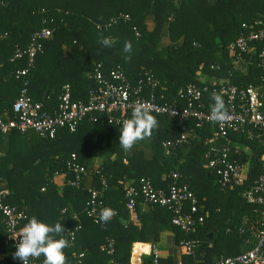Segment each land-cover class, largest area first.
Listing matches in <instances>:
<instances>
[{"label": "trees", "instance_id": "obj_1", "mask_svg": "<svg viewBox=\"0 0 264 264\" xmlns=\"http://www.w3.org/2000/svg\"><path fill=\"white\" fill-rule=\"evenodd\" d=\"M126 15L128 18H124ZM147 16L152 18L150 23L146 22ZM258 20L264 22V0H0V29L8 34L0 40V112L11 114L12 104L21 89V81L15 78L14 72L27 64L25 58L15 63L9 61L15 48H25L31 34L44 25L53 27L54 33L43 41V49L35 58L28 76V94L51 112L64 84L71 86L74 100L86 98L92 86L88 74L97 64H101L105 73L120 68L129 79L152 72L165 87L169 101L175 99L181 87L202 84L196 78L200 71L221 76L239 87L264 89V68L254 62L241 74L232 67L235 53L229 49L244 31L242 26ZM163 34L168 37L166 46L161 45ZM104 37L113 39L111 47L98 42ZM125 41L132 43L130 54L123 51ZM260 49L257 45L256 50ZM128 55L130 60H125ZM213 103L211 95H206L207 107L211 109ZM155 117L158 127L152 137L139 142L151 145L154 155L150 158L139 150L126 156L119 145L122 126L108 124L106 119L81 122L75 132L61 130L53 139L33 132L13 131L1 136L0 143L5 136H10V141L9 149L0 155V179L6 182L9 191L6 202L25 209L28 215L22 226L32 216L49 226L61 222L65 230L80 226L72 243L66 233L64 235L71 245L65 249L67 263L102 264L111 259L128 262L132 243L142 241L150 227L146 217L137 215L136 209L130 211L125 207L124 183L134 180L132 184L137 187L141 180H148L155 187H165L169 174L179 172L183 176L181 183H188L190 177L189 186L196 192L199 173L203 170L204 140L212 131L210 126L196 129L192 121L181 124L168 117ZM183 128H195L198 136L187 145V155L181 156L176 149V156L167 157L161 142L180 138ZM229 139L246 146L241 154L231 158L246 165V183L250 184L260 174L264 148L245 134L232 133ZM109 154L112 158L107 157ZM72 155L76 156L78 164L86 167H90L87 158L105 157L97 167L107 176L109 184L102 201L118 215L105 223L104 228L85 214L88 189L65 186L59 191L52 183L54 173L66 172V162ZM203 173L207 178V173ZM211 177L208 175L207 179L213 182ZM90 179L92 186L95 178ZM217 184L214 183L213 189L219 192ZM224 191L228 194L222 195V199L228 202L221 206L216 202L218 207L216 203L209 207V217L205 216V209L200 208L204 223L189 236L201 241L195 253L188 256L192 262L203 257L196 264H213L212 260L205 262V256L219 258L225 253V240L230 243L233 240L236 249L225 256L240 254L252 246L244 245L243 236L233 228L241 224L244 215L249 217V224L257 227L262 219V208L246 203L241 188ZM68 203L78 221L67 209ZM131 214L137 215L138 225ZM153 214L170 221V214L164 208L155 207ZM227 228L233 231L227 232ZM177 231L179 241L183 235ZM209 233L216 237L211 248ZM5 237L0 211V249L6 253L0 264H16L8 260L9 246ZM107 238L114 241L112 256L104 250ZM80 254L82 258L78 257ZM43 259L39 258L36 264H43ZM146 263L150 264L149 258Z\"/></svg>", "mask_w": 264, "mask_h": 264}, {"label": "built area", "instance_id": "obj_2", "mask_svg": "<svg viewBox=\"0 0 264 264\" xmlns=\"http://www.w3.org/2000/svg\"><path fill=\"white\" fill-rule=\"evenodd\" d=\"M43 23L46 24L47 21L43 20ZM242 28V34L229 45V49L235 53L233 64L245 67L255 62L258 67L264 68V22L258 20L251 25L244 24ZM53 33V27L44 25L31 34L25 48H15L9 61L15 63L25 58L27 64L14 72L15 78L21 81V89L12 104L11 114L0 112V137L15 131L20 134L33 132L42 138L53 139L61 130L73 133L81 122H96L100 119H106L108 124L122 126L124 120L131 118L134 108L141 104L146 105L154 116L168 117L181 124L192 121L196 129L210 126L212 131L204 140L206 150L202 157L203 168L217 177L221 190L241 188V196L246 203L262 208V219L257 227L254 225L236 229L240 235L249 237L245 239V244L252 246L240 254L222 257L213 264H264V155L261 157L259 176L247 184L243 165L236 158H231L241 154L242 148L239 147L240 143L233 144L229 139L232 133L245 134L249 140L264 148V93L253 86L239 87L228 81L219 84L190 83L178 89L175 99L169 101L165 87L152 72L146 71L135 79H129L120 68L105 73L101 64H97L88 74L92 86L86 98L74 100L71 86L64 84L56 106L49 112L42 102L34 101L29 96L28 76L34 68L37 54L43 49V41L51 38ZM7 35L0 29V40ZM136 35L139 33L136 32ZM257 45L261 46L260 50H256ZM214 92L223 97L229 110V119L222 124L209 119L210 108L206 104V95ZM186 143L188 140L180 137L162 141L161 147L167 153ZM60 174L68 177L67 186L75 188H81L84 178H95L93 185L88 188L85 214L104 228L105 223L99 221V215L103 208H109L102 201L109 190L107 176L100 168L78 164L75 155L67 160L66 172ZM168 179L165 187H155L148 180H141L137 187L129 182L125 185V207L135 211L137 204L141 202L147 206L166 209L170 214L171 225L183 235L178 241L180 251L183 255L191 256L201 246V241L189 236L196 233L197 226L203 225L204 217L199 214L200 204L189 184L181 183V174L171 172ZM2 186L3 181L0 179V211L5 228V243L9 246L8 260L22 264L13 259V253L19 243L22 223L27 220L28 215L25 209L6 202L9 191ZM74 219L78 221V218ZM79 227L65 230L71 243ZM232 231L233 229L227 228V232ZM106 241L104 250L107 255L112 256L114 241L110 238ZM143 255L150 257V264H159L155 248L148 254L141 251L135 258L130 255L126 263L111 259L103 264H147ZM82 256L78 255L79 258ZM38 260H30L29 264H36Z\"/></svg>", "mask_w": 264, "mask_h": 264}, {"label": "crops", "instance_id": "obj_3", "mask_svg": "<svg viewBox=\"0 0 264 264\" xmlns=\"http://www.w3.org/2000/svg\"><path fill=\"white\" fill-rule=\"evenodd\" d=\"M149 19L151 22L152 18L147 16L146 22H148ZM161 42H162V44H161L162 46H166L168 44V37L166 36V34H163ZM250 66H253V65H247L245 67L236 66L234 64L232 65V67L234 69H236L237 71H239L241 74H244L245 72H247ZM196 78L200 82L206 83V84H219L221 82L226 81L221 76L210 75L207 72H203V71L198 72L196 74ZM256 89L259 90L260 92L264 93V89H261V88H256ZM197 136L198 135H197V131L195 128H183L181 130L180 137H183L186 140H188V143L185 144L186 146L183 145L182 147L177 148V149H179L181 156H185L188 154L189 147L187 145H189L190 142L192 140H194ZM207 137L208 136H206V138ZM9 141H10V136H5L4 139L1 141V143H0V155L5 153L7 151V149H9ZM231 143H233V142L231 141ZM233 144L237 145V142H234ZM145 145L138 143L130 152L124 151V153L126 156L130 157L133 155V153L135 151L139 150V151H143L147 158H150L152 155H154V150L152 149V147H151L152 150H149V151L147 148L141 149V147H144ZM148 145H149V143H148ZM239 147L242 148L243 151L246 149V146L245 145L243 146L242 144H240ZM161 149H162V147H161ZM162 151H163L164 155H166L167 157L174 156V155L176 156V153L174 152L175 150H172V151L167 152V153L163 149H162ZM107 157L112 158V155L109 154ZM104 158L105 157H90V158L86 159V162L90 167H98L103 163ZM244 167L246 168V170L248 172V168L246 167L245 164H244ZM202 169L203 170L199 173L200 177H198V180H197L196 192L195 191L194 192L200 200L199 201L200 202V208H202L203 210L205 209V216L209 217L210 211L208 208L209 207L211 208V206H213L216 202L217 203L219 202L220 206L223 204H226L228 202V199H222V195H227L228 193H226V191L221 190L219 188V185L217 184L218 179L214 174L209 173L207 170H205L203 168V166H202ZM203 171L205 172V174L207 173L206 174L207 178H208V175L212 176L211 179H213V182L205 177ZM56 173H54V175L52 177V183L57 187V190L62 191L63 187L67 186L66 180L68 179V177L63 175V174H60V173L56 174ZM190 174L193 175V173H190ZM182 178H183V176H182ZM189 180H190V177H189ZM189 180L187 178L188 184H189ZM246 180H247V174H246ZM129 181L130 180H127L123 186L127 185L129 183ZM132 182H134V180H132ZM91 183H92L91 179L86 177L82 180L81 186L83 189L87 190L88 187L91 185ZM214 183H216L218 185V190L221 194L217 190L213 189ZM2 187L7 188L6 182L3 181ZM7 190H8V188H7ZM217 203H216V206L218 207ZM66 207L69 211H71L72 217L77 218V215H76V213H74V211L71 207V204L68 203V205ZM154 209H155V207L147 206L141 202H139L137 204L135 213L137 215L143 217V218L146 217L148 219V224H149L150 230H148V232L143 235L142 241L140 240V241H135L132 243L130 255H132V257L135 258V255H137L138 253L140 254L141 251H144V253L148 254L152 250V248H155L157 253H158V257H159V264H196V263H200L203 260L202 259L203 257H200V259L197 261L193 260V262H192L191 260H189L188 256L182 254V252L180 251V249L178 247L179 233H178L177 229L171 225V223L168 219L166 221L161 220L160 218H158V216L154 215L153 214ZM136 214L135 215L131 214V219L134 221L135 225H138V222L136 221V216H137ZM248 220H249V217L244 215L242 217L241 224L238 227H243V228L250 227L253 223L249 224ZM121 221L123 223L127 222L124 219H121ZM54 225L55 224L50 225V226H54ZM252 226H254V225H252ZM238 227L233 228V229L236 230ZM56 238L59 239V236H57ZM246 238H249V237L248 236L242 237V241H243L244 245H246L245 244ZM215 239H216L215 234L209 233V247L210 248L214 244ZM223 246H224V251H225L224 254L220 255L219 258H217L216 255H214L213 257H207V258L205 256V262L208 260H212V262L215 263L218 261V259H220L222 257H226L225 255H227L230 251H232V252L236 251V249H234V241L233 240L231 243L229 241L225 240ZM231 248H233V249L231 250ZM6 251H7V249H6ZM64 251L66 252V250H64ZM5 254H6L5 251L3 253V249H0V261H4V259L6 257ZM148 258H150V257H148L147 255H143L144 261L148 260ZM105 262H107V261H104L103 263H105Z\"/></svg>", "mask_w": 264, "mask_h": 264}, {"label": "clouds", "instance_id": "obj_4", "mask_svg": "<svg viewBox=\"0 0 264 264\" xmlns=\"http://www.w3.org/2000/svg\"><path fill=\"white\" fill-rule=\"evenodd\" d=\"M105 47L113 45L111 37H104L98 41ZM123 51L132 52L131 41H125ZM130 55L125 60H130ZM214 103L211 105L209 119L212 122L222 124L229 119V110L223 97L212 93ZM158 127V121L151 114L146 105H139L132 111L131 118L123 121L119 135V145L125 152H130L139 142L152 137L153 131ZM117 215L112 208H103L99 215V221L108 223ZM69 233V232H68ZM65 229L61 222L49 226L32 216L21 228L19 243L13 253V259L19 260L22 264H29L30 260L43 257V264H67L65 249L69 248L70 242L64 238ZM59 236L61 238L57 239Z\"/></svg>", "mask_w": 264, "mask_h": 264}, {"label": "rangeland", "instance_id": "obj_5", "mask_svg": "<svg viewBox=\"0 0 264 264\" xmlns=\"http://www.w3.org/2000/svg\"><path fill=\"white\" fill-rule=\"evenodd\" d=\"M150 17V16H149ZM150 22V19L148 20V23ZM143 148H147L148 149V151L149 150H152L151 149V146H150V144L148 145V144H146L144 147H141V149H143ZM243 169H244V172H245V175L247 174V170H246V168L244 167V165H243Z\"/></svg>", "mask_w": 264, "mask_h": 264}]
</instances>
